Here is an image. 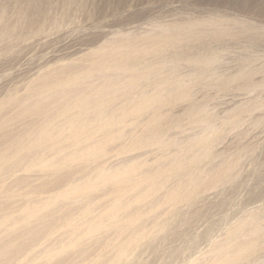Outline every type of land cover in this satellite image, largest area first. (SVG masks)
<instances>
[{
    "label": "rangeland",
    "instance_id": "1",
    "mask_svg": "<svg viewBox=\"0 0 264 264\" xmlns=\"http://www.w3.org/2000/svg\"><path fill=\"white\" fill-rule=\"evenodd\" d=\"M262 212L264 0H0V264H264Z\"/></svg>",
    "mask_w": 264,
    "mask_h": 264
},
{
    "label": "bare ground",
    "instance_id": "2",
    "mask_svg": "<svg viewBox=\"0 0 264 264\" xmlns=\"http://www.w3.org/2000/svg\"><path fill=\"white\" fill-rule=\"evenodd\" d=\"M183 26H184V25H183ZM183 26H182V27H183ZM171 28H172V27H171ZM162 32H163V31H162ZM129 35H130V34H129ZM163 35H164V34H163ZM164 36H165V35H164ZM167 36H168V35H167ZM167 36H166V38H167ZM168 39H169V38H168ZM166 40H167V39H166ZM159 46H160V45H159ZM178 47H179V46H178ZM163 48H164V47H163ZM166 48H167V47H166ZM176 48H177V47H176ZM142 49H143V47H142ZM151 49H152V48H151ZM148 50H149V49H148ZM157 50H158V48H157ZM175 50H176V49H175ZM137 51H138V50H137ZM140 51H141V50H140ZM151 51H152V50H151ZM157 52H158V51H157ZM153 53H154V52H153ZM127 54H128V53H127ZM147 54H148V53H147ZM166 54H167V53H166ZM167 55H168V54H167ZM138 56H139V55H138ZM126 57H127V56H126ZM148 57H149V56H148ZM195 57H196V56H195ZM128 58H129V57H128ZM131 58H132V56H131ZM161 58H162V57H161ZM166 58H167V57H166ZM203 58H204V57H203ZM154 59H155V58H154ZM173 59H174V58H173ZM212 59H214V58H212ZM141 61H142V60H141ZM148 61H149V60H148ZM154 61H156V60H154ZM159 61H161V60H159ZM135 62H136V61H135ZM146 62H147V61H146ZM206 62H207V61H206ZM179 63H180V62H179ZM148 64H149V63H148ZM96 65H97V64H96ZM149 65H150V64H149ZM156 65H158V64H156ZM171 65H172V64H171ZM207 65H208V64H207ZM129 66H130V65H129ZM140 66H142V64H141ZM209 66H210V65H209ZM150 67H151V66H150ZM159 67H160V66H159ZM155 68H156V67H155ZM109 69H110V68H109ZM119 69H120V68H119ZM132 69H133V68H132ZM141 69H142V68H141ZM149 69H150V68H149ZM134 70H135V69H134ZM138 70H139V69H138ZM138 70H137V72H138ZM146 70H148V69H146ZM146 70H145V71H146ZM102 71L105 72L104 70H102ZM102 71H101V72H102ZM124 71H125V70H124ZM140 71H141V70H140ZM163 71H164V70H163ZM99 72H100V71H99ZM114 72H115V71H114ZM114 72H113V73H114ZM119 72H120V71H119ZM92 73H93V72H92ZM95 73H96V72H94L93 74H95ZM105 73H106V72H105ZM111 73H112V72H111ZM123 73H125V72H123ZM144 73H145V72H144ZM89 74H90V73H89ZM109 74H110V73H109ZM145 74H146V73H145ZM155 74H156V73H155ZM88 76H89V75H88ZM126 76H127V75H126ZM140 76H141V75H140ZM124 77H125V76H124ZM130 77H131V76H130ZM137 77H138V76H137ZM104 78H105V77H104ZM110 78H111V77H110ZM124 80H125V79H124ZM118 81H119V80H118ZM137 82H138V81H137ZM119 83H120V82H119ZM128 84H131V83H128ZM134 84H135V83H134ZM173 84H174V83H173ZM176 84H177V86L180 85V84H178V83H176ZM140 85H141V83H140ZM109 86H111V85H109ZM119 86H120V85H119ZM134 86H135V85H134ZM164 86H165V85H164ZM171 86H173V85H171ZM174 86H175V85H174ZM181 86H182V85H181ZM121 87H122V86H121ZM126 87H128V86H126ZM183 87H184V86H183ZM88 88H89V87H88ZM114 88H116V87H114ZM162 88H163V87H162ZM59 89H60V88H59ZM174 89H175V88H174ZM105 90H107V89H105ZM130 90H131V89H130ZM130 90H129V91H130ZM165 90H166V89H165ZM107 91H108V90H107ZM111 91H112V90H111ZM179 91H180V90H179ZM181 92H182V91H181ZM72 93H73V92H72ZM102 93H103V92H102ZM69 94H70V93H69ZM176 94H177V93H176ZM108 95H109V94H108ZM131 95H132V94H131ZM141 97H142V96H141ZM142 99H143V98H142ZM128 100H129V99H128ZM148 100H150V99H148ZM150 102H151V101H150ZM117 104H118V103H117ZM193 117H194V116H193ZM154 118H155V117H154ZM194 118H195V117H194ZM97 119H98V118H97ZM151 123H152V122H151ZM175 125H176V124H175ZM175 127H176V126H175ZM79 128H80V127H79ZM77 129H78V128H77ZM155 129H156V128H155ZM75 132H76V131H75ZM79 133H80V132H79ZM76 134H77V133H76ZM194 135H195V134H194ZM195 136H196V135H195ZM147 137H148V136H147ZM162 138H163V137H162ZM153 139H154V138H153ZM116 140H117V139H116ZM161 140H163V139H161ZM178 141H179V140H178ZM144 143H145V142H144ZM155 143H156V142H155ZM173 143H174V142H173ZM181 143H182V142H181ZM149 144H150V143H149ZM170 144H171V143H170ZM144 145H145V144H144ZM147 145H148V144H147ZM183 146H184V145H183ZM199 147H200V146H199ZM193 148H194V147H193ZM94 150H95V149H94ZM193 150H194V149H193ZM104 151H105V150H104ZM207 155H208V154H207ZM210 155H211V153H210ZM205 156H206V155H205ZM207 158H208V157H207ZM207 158H206V159H207ZM211 158H212V157H211ZM200 159H203V158L200 157ZM200 159H199V160H200ZM204 159H205V158H204ZM183 160H184V159H182V161H183ZM185 160H186V159H185ZM199 160H198V161H199ZM178 161H179V160H178ZM194 161H195V160H194ZM199 162H200V161H199ZM189 163H190V161H189ZM191 163H192V162H191ZM183 164H184V163H183ZM188 165H189V164H188ZM192 165H193V164H192ZM186 166H187V165H185L184 167H186ZM174 167H175V166H174ZM189 167H191V166L189 165ZM193 167H194V165H193ZM186 168H188V167H186ZM186 168H185V169H186ZM194 168H195V167H194ZM194 168H193V169H194ZM196 168H197V167H196ZM179 169L181 170V168H179ZM179 169L177 168V170H179ZM190 169H191V168H190ZM183 170H184V169H183ZM186 170H187V169H186ZM196 170H197V169H196ZM175 171H176V169H175ZM175 171H174V172H175ZM170 172H171V171H169V174H168L169 176L172 175V173L170 174ZM103 173H104V172H103ZM176 173L178 174V172H176ZM190 173H191V172H190ZM173 175H174V174H173ZM159 176H160V175H159ZM162 176L165 177L166 175L164 174V175H162ZM154 177H155V176H154ZM154 177H153V178H154ZM162 178H163V177H162ZM167 178H168V177H167ZM164 179H166V178H164ZM164 179H163V180H164ZM155 180H156V179H155ZM163 180H162V181H163ZM225 180H226V179H225ZM227 180H228V179H227ZM229 180H230V179H229ZM233 180H234V179H233ZM152 181H153V180H152ZM157 181H158V180H157ZM158 182H159V181H158ZM164 184H165V183H164ZM152 185H153V184H152ZM150 188H151V187H150ZM154 190H155V189H154ZM253 213H254V212H253ZM259 213H260V212H259ZM262 213H264V212H262ZM262 213H261V215H262ZM245 215H246V214H245ZM259 215H260V214H259ZM261 217H263V216H261ZM172 218H173V217H172ZM263 218H264V217H263ZM255 220H256V218H253L252 220H250V222L248 221L249 223H247V224H249V225H253L254 222H255ZM258 220H260V219H258ZM166 221H167V220H166ZM166 221H165V222H166ZM263 221H264V220H263ZM236 223H237V222H236ZM241 223H242V222H241ZM165 224H166V223H165ZM243 224H245V223H243ZM263 224H264V223H263ZM160 225H161V224H160ZM160 225H159V226H160ZM236 225H237V224H236ZM162 226H163V225H162ZM162 226H161V227H162ZM258 226H259V225H258ZM255 227H256V226H255ZM159 228H160V227H159ZM251 228H253V227H250V229H251ZM261 228H262V227H261ZM229 230H230V229H229ZM243 230H244V229H243ZM256 230H257V229H256ZM259 230H260V229H259ZM259 230H258V231H259ZM252 231H253V230H252ZM244 232H245V231H244ZM228 233H229V231H228ZM237 233H239V232H237ZM241 233H243V232H241ZM241 233H239V236L241 235ZM256 233H257V232H256ZM263 233H264V232H263ZM258 234H259V233H258ZM258 234H257V235H258ZM235 235H236V234H235ZM242 235H243V234H242ZM249 235H250V234H249ZM252 235H253V234H252ZM252 235H251V236H252ZM251 236H250V237H251ZM237 237H238V235H237ZM263 237H264V236H263ZM263 237H262V241L264 240ZM223 239H224V238H223ZM259 241H261V239H260ZM232 242H233V241H232ZM232 242H231V243H232ZM237 242H238V240H237ZM263 242H264V241H263ZM233 243H235V241H234ZM258 243H259V242H258ZM223 244H224V243H223ZM225 244H226V243H225ZM225 244H224V245H225ZM260 244H261V243H260ZM218 245H220V244H218ZM226 246H227V245H226ZM229 246H230V245H229ZM217 247L219 248V246H217ZM221 247H223V246H221ZM260 247H261V246H260ZM215 249H216V248H215ZM249 249H250V248H249ZM218 250H219V249H218ZM218 250H217V252H220V251H218ZM226 250H227V249H226ZM210 252H211V251H210ZM213 252H214V249H213ZM215 253H216V252H215ZM174 254H175V253H174ZM225 254H226V252H225ZM230 254H231V253H230ZM210 255H211V254H210ZM235 255H236V254H235ZM236 257H237V256H236ZM230 260H231V259H230ZM200 261H201V260H200ZM202 262H203V261H202ZM194 263H195V262H194ZM226 263H227V262H226ZM189 264H191V263H189ZM195 264H198V263H195ZM199 264H200V262H199ZM223 264H225L224 261H223ZM257 264H259V263H257Z\"/></svg>",
    "mask_w": 264,
    "mask_h": 264
}]
</instances>
